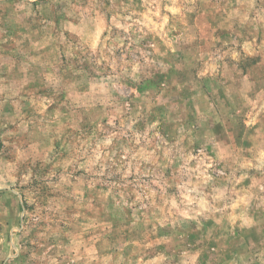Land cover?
Segmentation results:
<instances>
[{
  "label": "rangeland",
  "instance_id": "rangeland-1",
  "mask_svg": "<svg viewBox=\"0 0 264 264\" xmlns=\"http://www.w3.org/2000/svg\"><path fill=\"white\" fill-rule=\"evenodd\" d=\"M0 264H264V0H0Z\"/></svg>",
  "mask_w": 264,
  "mask_h": 264
}]
</instances>
